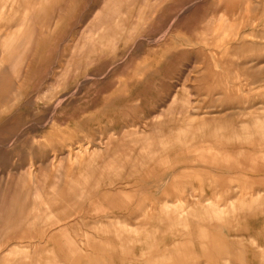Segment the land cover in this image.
Wrapping results in <instances>:
<instances>
[{"label":"rangeland","instance_id":"rangeland-1","mask_svg":"<svg viewBox=\"0 0 264 264\" xmlns=\"http://www.w3.org/2000/svg\"><path fill=\"white\" fill-rule=\"evenodd\" d=\"M0 264H264V0H0Z\"/></svg>","mask_w":264,"mask_h":264},{"label":"bare ground","instance_id":"bare-ground-1","mask_svg":"<svg viewBox=\"0 0 264 264\" xmlns=\"http://www.w3.org/2000/svg\"><path fill=\"white\" fill-rule=\"evenodd\" d=\"M75 153H76V152H75ZM223 199H224V198H223ZM223 199H222V200H223ZM224 201H225V200H224ZM249 207H250V206H249Z\"/></svg>","mask_w":264,"mask_h":264}]
</instances>
